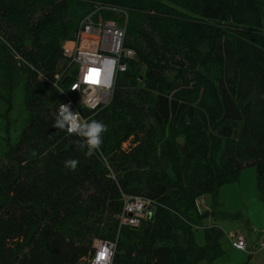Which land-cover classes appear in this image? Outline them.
I'll return each instance as SVG.
<instances>
[{"label": "trees", "instance_id": "1", "mask_svg": "<svg viewBox=\"0 0 264 264\" xmlns=\"http://www.w3.org/2000/svg\"><path fill=\"white\" fill-rule=\"evenodd\" d=\"M96 3L129 14L136 56L107 106L81 110L107 127L88 157L53 127L64 98L52 81ZM247 167L264 203V0H0V264H86L96 238L115 243L111 264H213L223 231L203 227L198 246L194 230ZM132 195L156 204L137 228L118 221ZM204 195L212 210L199 214Z\"/></svg>", "mask_w": 264, "mask_h": 264}, {"label": "built area", "instance_id": "2", "mask_svg": "<svg viewBox=\"0 0 264 264\" xmlns=\"http://www.w3.org/2000/svg\"><path fill=\"white\" fill-rule=\"evenodd\" d=\"M102 12L126 14L124 10L96 3L94 11L80 21L74 39L63 43L62 56L67 67L55 74L52 81V85L64 98L62 103L69 104L82 121L87 120L81 113L83 108L95 111L110 103L117 74L125 72L128 62L136 56L134 50L124 45L127 16L125 23L119 25L111 19L100 17ZM61 79L63 83L66 82L67 89L59 86ZM154 207L155 202L145 197L123 196L122 212L118 216L119 225L137 228L141 219L152 215L149 208ZM196 208L202 214L198 200ZM226 236L239 250L250 255L257 252L249 251L243 234L235 232L227 233ZM262 243L264 237L259 241V244ZM94 245V255L86 264H111L115 243L99 240Z\"/></svg>", "mask_w": 264, "mask_h": 264}, {"label": "rangeland", "instance_id": "3", "mask_svg": "<svg viewBox=\"0 0 264 264\" xmlns=\"http://www.w3.org/2000/svg\"><path fill=\"white\" fill-rule=\"evenodd\" d=\"M83 12L82 8L73 10L75 20ZM99 16L103 17L101 14ZM126 16L128 22V13L109 12L107 18L122 25L125 23ZM140 72H143V69L140 68ZM21 98L20 89H17L14 95V108L11 114L13 123L17 128L20 127L23 119L26 117ZM177 140L181 142L182 138L179 137ZM122 146L126 148L127 143H124ZM202 197L205 198H202V200H205V203L211 206L212 197L210 195ZM216 207L217 216L213 217V223L223 231V237L220 242L224 253L213 264H264V243L259 244V241L264 237V203L261 201L256 187L255 168L247 167L242 169L239 173L238 181L220 187L216 197ZM202 209L203 213L208 212L206 206L203 204ZM229 214L237 215V217L235 219L226 217ZM206 222L207 217L202 220V226L194 230V239L198 246L204 245L203 227H205ZM235 232L245 236L249 251L257 250V252L250 255L232 245L226 234ZM98 241L99 239H94L93 246ZM254 246H256V249ZM138 264H142L140 259H138ZM199 264H207V262L203 260Z\"/></svg>", "mask_w": 264, "mask_h": 264}, {"label": "clouds", "instance_id": "4", "mask_svg": "<svg viewBox=\"0 0 264 264\" xmlns=\"http://www.w3.org/2000/svg\"><path fill=\"white\" fill-rule=\"evenodd\" d=\"M53 127L75 135L80 139L77 141L78 150H85L88 157H92L101 150L103 133L107 131L106 125L95 119L81 120L78 113L73 112L69 104L61 103ZM102 155V153H101ZM76 159H68L64 162L66 169L75 171L78 166Z\"/></svg>", "mask_w": 264, "mask_h": 264}, {"label": "crops", "instance_id": "5", "mask_svg": "<svg viewBox=\"0 0 264 264\" xmlns=\"http://www.w3.org/2000/svg\"><path fill=\"white\" fill-rule=\"evenodd\" d=\"M202 198H204V197H200L199 199H198V204H199V207H200V209H201V211H202V213H203V209H202V204L204 205V206H206V209H207V211H210V210H212V203H211V206L210 205H208L207 203H205V200H202ZM205 199V198H204ZM213 199V198H212ZM214 200V199H213ZM201 202V203H200ZM217 208V207H216ZM217 211V210H216ZM213 223V217H211V216H209V217H207V222H206V225L205 226H210L211 224ZM213 224H215V223H213ZM216 225V224H215ZM252 240H254V239H252ZM252 242H254V241H252Z\"/></svg>", "mask_w": 264, "mask_h": 264}, {"label": "water", "instance_id": "6", "mask_svg": "<svg viewBox=\"0 0 264 264\" xmlns=\"http://www.w3.org/2000/svg\"><path fill=\"white\" fill-rule=\"evenodd\" d=\"M149 211L152 212L153 211V208H149Z\"/></svg>", "mask_w": 264, "mask_h": 264}]
</instances>
